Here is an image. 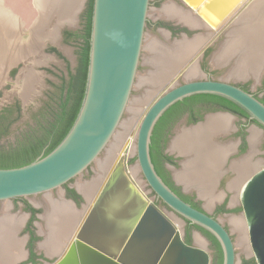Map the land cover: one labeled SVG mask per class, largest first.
<instances>
[{"label":"water","instance_id":"95a60500","mask_svg":"<svg viewBox=\"0 0 264 264\" xmlns=\"http://www.w3.org/2000/svg\"><path fill=\"white\" fill-rule=\"evenodd\" d=\"M179 1L188 10L192 9L190 12L197 20L213 30L222 25L244 0ZM150 3L151 0H93L88 73L79 112L65 137L47 155L19 167L0 168V202L51 195L92 165L96 172L97 162L105 156L122 127L139 77ZM0 10L9 12L1 4ZM29 33L26 32L27 38ZM39 47L29 49L34 51ZM17 61L18 57L13 60L14 63ZM191 63L149 105L136 131L134 147L128 146V140L119 154L117 148L114 150L113 160L104 167L98 187L69 243L51 264H212L210 252L203 245L188 243L169 211L163 209L155 197H150L133 176L129 165L133 150L138 167L157 199L182 219L210 232L221 246L222 264L237 263L231 231L206 209H198L183 199L163 180L152 161L150 146L159 119L187 97L197 94L221 96L242 108L262 127L264 102L240 85L207 75L196 61ZM193 69L198 75L191 73ZM183 75L185 79H179ZM199 126H186L182 131ZM203 142H193L192 148L185 153L189 159L178 162L179 168L169 166L176 183L183 184L186 192L198 190V184L186 186L176 176L183 170L187 173L195 171L198 165L194 163L205 152ZM213 146L230 147L228 142L216 141ZM234 149L227 152L222 164H216L213 154L205 159L206 168L211 169L213 163L211 171L216 177L215 182L225 171L231 170L230 166L223 168L236 151ZM253 151L251 145L234 164L248 159ZM259 160L264 162L262 158ZM261 163L256 162L253 173L249 176L248 172L238 181L239 184L249 176L242 187L240 201L257 264H264V167ZM75 187L81 191L77 185ZM75 214L77 220L76 211Z\"/></svg>","mask_w":264,"mask_h":264},{"label":"rangeland","instance_id":"374dc122","mask_svg":"<svg viewBox=\"0 0 264 264\" xmlns=\"http://www.w3.org/2000/svg\"><path fill=\"white\" fill-rule=\"evenodd\" d=\"M251 1H253V0L244 1L236 9V11L222 25H220V27H218V29H215V31H213V32L211 29H208V27H206L204 25V23H201L202 24L201 27L203 28V30L200 32L201 34H196L197 36L195 35L192 38V39H196L198 41L200 40L199 42L201 44H199V45L197 44V46L195 47V50L191 51L190 56L193 57V54L198 53V51H199L198 49L200 46H201V48L205 47L206 43H203V41L218 31L219 37L217 39V43L216 44L213 43L214 45L212 48V55L210 57V67H212V69L217 70L215 77L217 79L221 78L224 80H228L230 82L232 80L233 81H244V80L247 81V79H248L252 83L253 88H255V87L257 88V86H259V81H260L259 76L261 75V74L259 75V73H257V76L254 75L253 73L247 75L246 77L232 76L233 74H231V73H232V71H234L233 68H235L238 65V64L236 65V63L238 62L237 56L231 57L224 64H216L214 62V59H215L216 55L219 53L221 47L222 46L225 47L224 44H226L227 39H229L228 38V32H230L232 29L236 28L237 25H239L238 23H239L241 15L244 14V12L248 8L249 3ZM0 4L4 8L8 9L10 12L19 16L20 19L23 22H25V28H28L31 24H33L34 20L37 18L38 9H37V6L35 5V0H0ZM154 9L155 8L152 7L149 11L148 16L150 18L153 17ZM159 13H161V10L159 11ZM224 24H225V27H224ZM221 27L223 29H221ZM157 34L158 33L151 32L149 27H148V29L145 30V48H144L143 55H142V60H144V61L141 60V65L139 68V77L137 78V81H136V84H135V87L133 90L131 102H130V105H129L127 112L124 115V121L122 123V125H123L124 123H126L129 120L128 121L129 128L124 130L121 127L119 129V132L122 130L125 132L122 133V137L119 140V142L117 144H115V149L117 148V154H119L123 145L129 139L133 140L132 146L134 147V142H135V138H136V131L139 127V123L142 119V116L144 115L145 111L148 109L149 105L157 97V95H159L177 77V76L174 77L177 74V71H179L180 69H183V67L189 61H192L191 58L189 59V56H187L183 60V62L180 64L177 71L173 72L171 77H169V79L164 80V83L159 85L157 88L156 87H150L147 83L143 82V80L146 79L145 77H148L149 75H151L155 70V69L147 67L146 65H144V63H145V59L148 58V55H151L150 53H148V51L146 49L147 43H148L147 41H149L151 38H152V40H156V38L161 40L162 37H160V35H157ZM200 38H202V39H200ZM59 47L65 53V55L70 59V61L72 62L73 66H74L77 62V50H78V48H76L75 46H73L69 43L63 42L62 39L59 42ZM196 62L198 63L197 60H196ZM9 64L10 65H8V66L5 65V67L2 68L3 73H2V77L0 78V90H2V92H3L2 93V104L8 103V102H13L14 100H17L20 98V101L23 103L24 111H23L22 116L16 122V124L13 125L9 134L0 139V150H6V151L13 148V147L18 146L20 144V142L25 140V137H27V135L34 133V131H38V134H40L39 130H40L41 126L46 122L47 119L50 118V112L52 109H55L57 107V101H59V97H60V93L57 91V88L54 87L50 83L51 80H54L56 83L60 84L59 83L60 80H57V78L54 75L50 74L49 72H46L47 71L46 68H48L50 66H52V67L58 66V68H62V70L65 69V64L63 63V61L58 56H55L53 53L48 52L46 50L45 45H43V46L39 47L38 49L32 51L31 55L28 56L25 61L23 60L22 62H19V63H18V61L15 63L12 61L11 63L9 62ZM0 67H1V65H0ZM14 69L17 71L14 75H11V71H13ZM206 74L204 73V75H206ZM195 75H198V73ZM252 78H254L255 80L254 79L251 80ZM179 79H181V80L185 79V76L180 77ZM27 85H28V91L26 93L25 90L27 88ZM144 95H146V96L143 98ZM139 100H144L143 105H140L138 111H136L135 114L131 115V111H129L130 106L132 105V103L134 101H139ZM216 117H219V115ZM210 122L211 121H208L206 124H203V125H209ZM234 123H235L234 119L232 118L231 119V126L235 127ZM185 127H186L185 125L178 124L174 127V131L177 132V135H178V131L181 132L182 129ZM249 128L251 130V135H252V131L256 130L258 132V139L256 142L257 144L261 140L264 139V129L263 128H261L257 124H252V125H250ZM222 132H224V131H222ZM226 134L228 135V133H225L224 136H227ZM177 135H176V137H177ZM250 140L252 142L251 137H250ZM226 141L228 142V140H226ZM216 142H219V141L216 140ZM214 143H215V141H214ZM222 143H226V142L224 141ZM233 143H236V141ZM170 145H172V143L169 144L168 147ZM170 152L172 155H174L178 159V162L185 161L186 159H189L188 158L189 156L185 155V153H187V152L180 151L181 153H178L179 150H174V149H172V147H170ZM113 156H114V151L112 153V158H113ZM256 156H259V154L257 152H255V149H254V151L251 152L249 157H251V160H252ZM239 157H240L239 155L233 156L231 158V162L232 161L233 162L232 163L229 162V164H227V166L225 164V166L227 168L229 166L233 167L232 164H234L236 159H238ZM261 158H262V156H261ZM257 160H258V158H256L255 161L254 160H252V161L256 162ZM259 162L261 163V161H259ZM129 165L131 167V171L133 172L136 180L139 182L141 187L144 189V191H146L148 193V195L150 197L153 198L154 196L151 195L152 190L149 187V185L147 184L143 174L141 173V171L138 167L137 157H136L134 150L132 151V154L129 156ZM179 166L180 165H176L175 167L179 168ZM136 167H137V171L135 172L134 168H136ZM261 167H264V162L261 163ZM223 169H225V167ZM232 170H233V168H231V170L225 171L223 173V175H221L218 179V181L219 180L223 181L224 186H230L229 187L230 191L227 192L225 190V188H222V187L220 189L214 188L212 193L216 197L213 199V201L208 199V198L203 197L198 188H197L198 190L190 189V192H196L198 194V196L200 198H202L204 209H206L211 214H214V209H215L216 204H217L216 202L219 199L218 197L222 198V197L226 196V193H228V195H229L228 197L230 199V206H232L231 207L232 210L228 213L218 214L216 217L232 233V236H233L235 244H236V252H237V263L236 264H243L244 259H246V260L255 259L254 253H253V250L251 247V243L249 240L248 228L246 226L247 222H246L245 217L243 216V209H242V205H241V201H240V194H241L242 187L244 186L248 177L253 173L254 170H250L249 176L245 177L243 180H241V182L239 184L236 185L239 187L231 188V183L235 182V179L238 176L237 172L235 170H233V172H232ZM96 177H97V174H96V172H94L93 165H92V167L89 168L84 174H82V175L78 176L77 178H75L74 180H72L68 184V187H73L76 189L75 186L78 185V183H80V182H87L88 183V182H91L94 179H96ZM101 178L102 177H100L99 180ZM99 180L97 182V185L93 189L94 191H92L93 193H91L92 195L90 194V196H86L84 193L82 194L81 191L79 192L76 189L77 192L81 195L80 201H75L73 198L68 197L66 194L67 190H66L65 186L59 188L58 190H55L54 192H52L51 195H47V196L51 197L52 199L64 201L70 207H72V209L75 210L78 214L77 220L74 221L73 227H72L71 232L69 233L68 237H66L63 240L59 249L55 253H52V254L48 253L45 250V248L43 246H41V245H43V243L46 240V235L43 232L45 229H47L45 217H48V214H46V213L44 214L46 195H36V196L24 198L25 201L29 202L32 206H34L38 210L37 217L35 218V221L33 223L34 224L33 225L34 230L38 234V237H39V240L37 241V244H36V250L40 254L45 255V257L42 259V261L39 264H51V263H53L58 258L61 251L64 250V248H66L67 244L69 243V240L71 239V237L73 235L74 229L77 226V223L80 221L86 207L88 206L90 200L92 199V196L94 195V193L98 187ZM180 185H182V187L185 190V186H183V184H180ZM186 186H188V185H186ZM186 190H185V192H186ZM187 193H189V192H187ZM60 196H61V198H60ZM88 197H90V198H88ZM207 200H210V202ZM8 205L10 206V207H8V209H10L9 213L12 216L20 217V219L22 221L21 225L18 229V233L16 232V234L18 235L17 237H19V239H21L23 242V245H22L23 255L22 256L20 255L18 257V260L14 264H27L26 263L27 262L26 251L28 249H27L26 242L28 240L29 235L26 232V228H27L26 225H27V221L29 219V212H27L24 209V201L23 200H19V201L11 200V201L0 202V214H1L2 210ZM168 211L172 215V217L175 219V223L178 224V229L181 231L183 237L186 240L187 235H188V230L186 228V224H185L184 219H182V217L173 213L172 211H170V210H168ZM43 214H44V218H43ZM234 218L239 219L242 222L243 230L245 229L244 233L242 235L240 234V232L238 230L234 229V226L232 223ZM190 233H191L190 243L203 245L210 252V254L214 253V250L212 248V245H211L209 238L202 231H200L196 228H192L190 230L189 234ZM196 239H197V241H196ZM245 244L247 245V247ZM0 264H5V263H0ZM255 264H257L256 260H255Z\"/></svg>","mask_w":264,"mask_h":264},{"label":"flooded vegetation","instance_id":"af4514ba","mask_svg":"<svg viewBox=\"0 0 264 264\" xmlns=\"http://www.w3.org/2000/svg\"><path fill=\"white\" fill-rule=\"evenodd\" d=\"M244 1H246V0H244ZM88 2H89V0L86 1L85 7H84V9L80 15L79 25L76 28L65 27L63 30V33H62L63 42L69 43V44L75 46L76 48H79V45L82 42L81 35H82V31H83L84 25H85L84 14H85V11L88 7ZM171 2H172V0H151L150 9L152 7L155 9L153 12L154 13L153 17L150 18L148 16V20L146 23V29H148V27H149L151 32L158 33L157 35H160V37H162V38H161V40L156 38V40H154V41H156L161 47H163L166 51H168V53L171 51L170 54L173 53L172 55H175L176 54L175 52H178L179 48H180V52H182L184 50L189 52L188 49H190L189 47L192 46V44H193L192 41L194 40L192 38L196 34H201L200 32L203 30V28L201 27V25H202L201 22L199 20H197L194 17V15H192V12L188 11L187 7L183 6V8H182L183 11H182V10L177 9L174 6H170ZM249 6L246 9V11L244 12V14L241 15L238 24L241 23V26L245 28L246 32L248 30H251V28L253 26H255V27L258 26V29H259V42H258V44H259V53H260V55H259V58H260L259 62L260 63L257 67H260V69H258V70H259V75L261 74L259 76V78H260L259 86H257V88L256 87L253 88L252 83L248 79H247V81H245V80L244 81H233L232 80L231 82L235 83L237 85H240L244 89L250 91L259 99H264V0H253L249 3ZM166 7H169L172 11H176V14H174V12H173L172 13L173 15H172L170 13V11L165 12ZM160 10H161V13H159ZM190 10H192V9H190ZM249 24H250V26H249ZM204 25L207 26L206 24H204ZM222 27H221V29H223L225 27V24H224V27L223 28ZM237 27H239V25H237ZM213 31H215V29H213L212 32ZM67 33H68V35H67ZM229 36H230V34L228 32V38H229ZM218 37H219V34L217 31L213 35H211L210 37L206 38L203 41V43H206L205 47L201 48V46H200L198 49L199 50L198 53L193 54V57L190 56V53L193 50L191 47L192 50L190 49L188 56H189V59L191 58L192 61H189L183 67V69H180L179 71H177L178 67H175L174 70L172 69L169 72L168 76L171 77L172 73L175 71H177V74L175 76L174 75L173 76L174 77L178 76L181 72H183L184 69L187 68V66L192 64L191 62L197 60L199 67L201 68L202 71H204L205 73H207V75H209L211 77H215L217 70L212 69V67H210V57L212 55L213 45L217 43ZM199 41L198 40L195 41L194 42L195 45ZM227 41H228V39H227ZM189 43H192V44H190V46H189ZM178 44H182L183 48L181 46L178 47L177 46ZM184 44H186V45H184ZM195 45H193V46H195ZM184 46H186L185 49H184ZM250 49H251V47L249 45L248 51H251ZM46 50L50 53H53L55 56H58L63 61V63L65 64L64 70H62V68H58V66H53V67L50 66V67L46 68V70H47L46 72H49L50 74L54 75L57 78V80H60V82H59L60 84L56 83L54 80H51L50 83L54 87L57 88V91L60 93V96H65L66 89H67V82L70 80L71 74L72 73L75 74L77 66H78V54H77V62L73 66L70 59L65 55V53L61 50V48L58 45H56L52 42H48V44L46 46ZM147 51L150 52L148 49H147ZM231 56H232V54L229 53L224 62L216 63V64L226 63L227 60L231 58ZM141 60H142V58H141ZM142 61H144V60H142ZM144 65H146L149 68L156 69V66L154 64L152 65V63L148 62L146 59H145ZM156 70H158V69H156ZM156 70H154V71H156ZM13 71H15V73H16L17 70L14 69ZM13 71H11V75L15 74V73H13ZM251 73L252 72H250L248 74H251ZM168 76L166 79H169ZM242 76L246 77L247 75H242ZM253 79L254 78H252L251 80H253ZM163 81H161V83H159L156 86H152V84L147 83V82H145V83H147L150 87H156L157 88L159 85L164 83ZM27 91H28V85H27L25 92L27 93ZM2 93H3L2 90H0V139L9 134L13 125L16 124V122L22 116L23 111H24L23 103L20 101V98L17 100H14L13 102H8V103L2 104ZM58 102L59 101H57V103ZM218 115L219 116L232 117L234 119V122H235L234 123L235 127L231 126L227 130H221V131L216 129L215 132L213 133V135L215 134L213 137L215 139L214 141L218 140L219 142L220 141L221 142H224V141L227 142L226 140H228V145L232 148V150L234 149V146L236 145V149H234L236 151H234L233 154L230 155V157L227 159V161L225 163L227 166V164H229V162H231V158L233 156H238V155L241 156L242 154L247 153L249 151V149L251 147V142H250L251 130L249 128L250 125L257 124L258 126H260L261 128L264 129V127H262L256 121H253L252 119H250L249 116H245V115L233 112L232 110H229V109H227V108H225V107H223L217 103H213V102L206 101V100L190 99L187 102H183L176 111H174L173 113H171L169 115L168 120L166 121L164 128L161 129L160 136H158L159 151L162 155L161 161L163 163L164 169L166 170L165 171L166 176L169 177L170 181H172L173 185L180 191V193L182 195L190 196L192 198L193 202L196 203L201 209H204L202 198H200L196 192H189V193L185 192L182 185H179L176 183L174 176H173V173L170 170L169 166L170 165H174V166L178 165V159L174 155L171 154V152H170L171 145L169 147H168V145L171 144L172 138L175 135L174 127L176 125H178V124L185 125V126L203 125V124H206L208 121H212V120L216 119L217 118L216 116H218ZM222 131H224V132H222ZM218 132H220V133H218ZM225 133H228V135L226 134L227 136H224ZM235 141H236V143H233ZM255 149H256L257 153L259 154V156H256L252 160L255 161L256 158H258V160L256 162H259L260 161L259 159H261V156H262V159H264V139L261 140L257 145L255 144ZM166 155L172 156L173 161L175 163L172 164L171 162L167 161V159L164 157ZM226 166H225V169L227 168ZM232 183H234V182H232ZM215 184H216V186H214V188H216V189H220L222 187V188H225V190L227 192L230 191L229 190L230 186H224L222 180L216 181ZM236 187H239V186H236V185L233 186V188H236ZM69 188L74 189L76 191V193H78L75 188H73V187H69ZM231 188H232V186H231ZM66 194L68 197H70L68 195V192ZM151 195L156 198L157 203L163 209L169 210V208L160 199L159 200L157 199V196L153 191L151 192ZM228 196H229L228 193H226V196H224L222 198L218 197L219 199L216 202L217 204H216V207L214 209V214H211V215L216 217L218 214L228 213L232 210V208H231L232 206H230V199ZM14 200L15 201L23 200L24 201V209L27 212H29V219H28L27 225H26V227H27L26 232L29 235L28 240L26 242L27 249H28L26 251V253H27L26 254L27 255L26 256V259H27L26 263L27 264H39L42 261V259L45 257V255L40 254L36 250V244H37V241L39 240V237H38V234L34 230V226H33L34 224L33 223L35 221V218L37 217V213H33L31 210L27 209V204H29L30 206H32V205L29 202L25 201L24 198H17ZM75 201H77V200H75ZM32 207H34V206H32ZM221 208H224L225 210H230V211H225V210L222 211ZM184 221L186 224V228L188 230V222L186 220H184ZM196 229H198V228H196ZM190 237H191V233H190ZM211 245H212V243H211ZM211 255H212V264H213L214 253H212Z\"/></svg>","mask_w":264,"mask_h":264},{"label":"bare ground","instance_id":"6f19581e","mask_svg":"<svg viewBox=\"0 0 264 264\" xmlns=\"http://www.w3.org/2000/svg\"><path fill=\"white\" fill-rule=\"evenodd\" d=\"M41 1V0H40ZM39 1V2H40ZM43 3V1H41ZM170 11L172 14H176V11H172L169 7L165 8V12ZM1 13V12H0ZM3 14V13H1ZM0 14V27L4 26L6 29V35L11 34L10 27L12 26L9 22L10 19H7L9 24L4 23L5 16ZM173 15V14H172ZM2 23L4 25H2ZM257 25V24H256ZM250 26V24H249ZM8 28V30H7ZM230 36L226 44H224L225 47H221L218 55H216L214 62L215 63H222L226 60L227 55L230 53L232 54L231 57L237 56V63L236 67L233 68L234 71H232V76H242V75H249L248 73L252 72L254 75L257 76V73H259V70L257 67L259 65V29L258 26H253L251 30L245 31V28L241 26V23L239 24V27L232 29L229 32ZM10 36V35H9ZM202 39V38H200ZM147 48L151 55H148V58L146 59L148 62L154 64L156 66V71H154L151 75L148 77H145L146 79L143 80V82H147L152 84V86H156L161 81L166 80L167 76L169 75V72L175 67H179L180 64L183 62V60L186 58V51L180 52V48L178 52H175V55L168 53L163 47H161L156 41L150 39L147 41ZM256 43L254 45H250L251 52H249V44ZM183 44V43H182ZM182 44H178L177 46H181ZM192 43H189V46ZM186 45V44H184ZM188 45V44H187ZM195 43L192 44V48L194 47ZM197 46V45H196ZM195 46V47H196ZM255 46V47H253ZM191 47H189L191 49ZM183 48V47H182ZM186 46H184V49ZM188 48V47H187ZM190 49L189 52H190ZM18 48L17 45L14 43H7L4 42L2 45H0V58L1 59H8L7 57H11L12 55H16ZM192 50V49H191ZM244 50V51H243ZM242 51V53L240 52ZM146 57V56H145ZM230 71V72H231ZM192 74H197L198 72L193 69ZM230 74V73H229ZM2 75L0 74V78ZM169 77V76H168ZM164 82V81H163ZM144 98V97H143ZM144 100L134 101L132 105L130 106L131 115L135 114L136 111H138L140 105L142 104ZM129 113V112H128ZM134 117V116H133ZM231 117L229 116H219L216 119L212 120L209 125H201L197 128H193L187 131H178L177 137L172 142V149L184 151L187 152L192 148L193 142L204 141L202 143L203 145V152L204 154L200 155V157L196 160L194 163L198 166L195 167V171L193 173L186 171L178 172L177 178L184 182L186 185H192L196 182V185L201 193V195L205 198H208L213 201V199L216 197L213 195V188L212 186H215V180L216 177L212 174L211 169H214L213 163H211V169L205 167V159H207L208 156H214V160L216 164H222V160L224 156L231 150V147L228 148H222L213 146L212 142L213 138L212 135L215 132L216 129L219 131L221 130H227L231 127ZM129 121V120H128ZM128 121L122 125V128L126 130L129 128ZM125 131H120L114 138V140L111 142V145L107 149L105 156L97 162V168H96V174L97 177L91 182H80L78 183V188L86 195L90 196L93 189L97 185V182L99 178L102 175V172L104 170V167L109 161H112V153L115 150V144L119 142V140L122 137V133ZM252 139V149L254 150L255 144L258 139V132L252 131L251 135ZM132 141L129 139L128 146L132 147ZM124 146V145H123ZM206 157V158H205ZM256 162H253L251 160V157L248 159H245L244 161L240 163H236L233 165V170L237 172V178L235 179V182L231 184V186H235L238 184V181L240 178L244 177L250 170H252L253 167H255ZM134 171H137V167L134 168ZM133 174V172H132ZM134 176V174H133ZM198 180V181H197ZM237 182V183H236ZM236 183V184H235ZM92 195V194H91ZM90 198V197H88ZM45 212L44 214H48V217H45L46 219V225L47 229H45L43 232L46 235V240L43 243V246L45 250L52 254L55 253L63 240L68 237L69 233L71 232V229L73 227V222L76 219L75 211L70 207L67 203L60 200L52 199L49 196H46L45 199ZM51 200V201H50ZM210 200H207L210 202ZM212 203V202H211ZM213 205V204H212ZM8 207L6 206L1 214H0V262L5 264H14L18 257L23 255L22 245L23 242L16 232L18 233V229L21 225V219L20 217L12 216L9 213ZM43 214V218H44ZM78 217V216H77ZM233 226L234 229L238 230L240 234L242 235L244 233L242 222L239 219H233ZM245 237V236H244ZM242 239V238H241ZM197 241V239H196ZM200 242V241H199ZM243 243V242H242ZM241 244V243H240ZM246 245V244H245ZM244 247V246H243ZM247 247V245H246Z\"/></svg>","mask_w":264,"mask_h":264},{"label":"trees","instance_id":"16d2710c","mask_svg":"<svg viewBox=\"0 0 264 264\" xmlns=\"http://www.w3.org/2000/svg\"><path fill=\"white\" fill-rule=\"evenodd\" d=\"M92 9L93 0H89L88 7L84 14L85 25L82 31V42L79 45L78 54V66L75 74H71L70 80L67 82V89L65 96H60L57 107L52 109L50 112V118L40 128V134L38 131L27 135L25 140L20 142L16 147L9 150H0V168H12L19 167L28 164L40 156L47 155L51 152L65 137L69 129L71 128L82 103L84 97V91L87 80L88 64H89V51H90V35H91V20H92ZM70 34V33H69ZM68 35V33H67ZM15 73V71H13ZM190 99L206 100L213 103L220 104L221 106L232 110L233 112L249 116L238 105L232 101L223 98L221 96L213 94H197L191 97L185 98L183 101H179L169 108L165 114L159 119L155 126L152 135V142L150 146L151 158L155 165V168L163 180L183 199L191 203L193 206L201 209L196 203L193 202L190 196L182 195L180 191L173 185L169 177L166 176V170L163 167L161 161L162 155L159 151V141L158 136H160L161 129L164 128L166 121L171 113L176 111L183 102H187ZM264 102V99H261ZM254 121V120H253ZM167 161L174 164L173 157L166 155L164 156ZM169 176V175H168ZM68 195L77 201L81 200V197L74 189L65 185ZM27 209L31 210L33 213H38V210L27 204ZM224 211V208H221ZM230 211V210H225ZM188 222V235L186 241L190 243L189 231L191 228H198L202 231L211 241L212 247L214 249V261L213 264H222L223 255L222 249L218 240L205 229L198 227L194 224ZM243 264H255V259L246 260L244 259Z\"/></svg>","mask_w":264,"mask_h":264},{"label":"crops","instance_id":"0c3cea01","mask_svg":"<svg viewBox=\"0 0 264 264\" xmlns=\"http://www.w3.org/2000/svg\"><path fill=\"white\" fill-rule=\"evenodd\" d=\"M39 1L40 0H35V5L38 9L37 18L28 28H25V22H23L19 16L6 8L5 9L9 11L8 13L3 12L4 10H0V12L3 13L0 14L5 16L4 23L9 24L10 22L12 25L9 28V33L11 34L7 35L5 27H0V45L4 42L8 44L14 43L18 48L16 55L7 57L8 59L0 58L1 75L3 73L2 68L5 67V65H10L9 62L11 63L17 57L18 61H25L26 58L31 55L30 52L33 51L29 48L43 45L46 47L48 42H52L59 46L64 28H76L79 25L80 15L85 7V1L87 0H41L43 3ZM170 6H174L183 11V4L178 0H172ZM188 11L190 12V10ZM9 13L12 16H10ZM6 17L10 19L9 22ZM2 25L4 24L2 23ZM26 32H30L28 38L26 37ZM212 188L214 189V186H212Z\"/></svg>","mask_w":264,"mask_h":264}]
</instances>
